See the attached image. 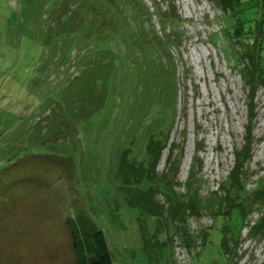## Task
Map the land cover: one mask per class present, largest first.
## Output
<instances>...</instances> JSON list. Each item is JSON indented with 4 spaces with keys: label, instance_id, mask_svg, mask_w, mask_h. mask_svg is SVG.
I'll return each instance as SVG.
<instances>
[{
    "label": "rangeland",
    "instance_id": "rangeland-1",
    "mask_svg": "<svg viewBox=\"0 0 264 264\" xmlns=\"http://www.w3.org/2000/svg\"><path fill=\"white\" fill-rule=\"evenodd\" d=\"M111 2L0 0V120L36 113L15 133L14 121L0 122V158L13 152L16 160L0 171V264H86L70 228L81 238L87 223L107 234L115 264H264V232L252 231L264 225V85L250 93L242 73L254 66L234 42L245 20L264 61V0H242L227 14L214 0H175L174 8L172 0ZM145 9L151 20L137 13ZM40 44L47 47L35 59ZM35 60L44 67L38 98L27 74L8 73ZM24 95L35 105L15 111L9 101ZM48 95L51 106L41 110ZM31 127L28 150L12 142L7 154L9 137ZM240 151L248 156L234 179L244 180L247 199L233 239L231 214L217 212L237 196V184L230 193L225 184ZM123 158L126 175L119 173ZM137 167L153 169L151 177L140 180ZM129 195L156 205L157 227ZM190 195L194 210L177 218L178 198Z\"/></svg>",
    "mask_w": 264,
    "mask_h": 264
},
{
    "label": "trees",
    "instance_id": "trees-1",
    "mask_svg": "<svg viewBox=\"0 0 264 264\" xmlns=\"http://www.w3.org/2000/svg\"><path fill=\"white\" fill-rule=\"evenodd\" d=\"M112 2L111 3H115V0H111ZM130 0H125V2L128 4ZM216 3L219 4V8L220 10H223L222 12L225 13V10H226V14L228 12H231V11H234L235 8L237 6H244V4H247L248 2L250 3L251 1L253 0H247V3H243L242 0H214ZM116 4V3H115ZM156 10L160 16H163L164 13H161V9H159V4H156ZM173 8H174V4H175V0H172L171 2ZM243 4V5H242ZM229 9V10H228ZM231 10V11H230ZM133 11H135V8L133 9ZM244 11V10H242ZM70 13V11H69ZM139 14H145L147 17L148 20H151V15L149 13V11L147 9H145L144 11H141L140 12H137ZM232 13V12H231ZM160 16V17H161ZM166 16V14H165ZM143 18V16H142ZM165 18H168L167 16L164 17ZM62 19H64L65 21V17H62ZM171 20H173V22L175 23H178V21L174 18H171ZM46 21V20H45ZM125 21H127L125 19ZM250 19H247V22H249ZM253 21V20H252ZM239 22H241L240 24L241 25H244V27H238V28H235L234 32L236 33L237 35V38L234 40V42H240V44H242L244 47H245V55H248L250 61L252 62V65L254 66V69H252V71L250 72H245L244 74L242 73V78L244 80V82L251 88V91L250 93L252 95L255 94V87L257 84H263L264 85V61L263 59L259 56V54L257 53V47L259 46V49L261 50V41H259L260 39H257L258 41L256 40H253V38H249V33L250 31H247L245 32V25H246V22L245 20H240L239 19ZM124 32H130L128 31L126 28L124 29ZM245 32V33H244ZM131 35H133L132 33H130ZM136 34V33H135ZM18 33H16L14 35V39L17 37L18 39ZM258 35H260V33H258ZM36 36L38 38V40H40L39 38H42L43 37V31H40V32H36ZM27 37V36H26ZM32 37V32L31 34L28 36V38L31 39ZM231 37V36H230ZM241 37H243V40H245L246 42H242V39H240ZM142 39H147V38H142ZM148 40V39H147ZM150 44H152V42L150 40H148ZM250 42V44H249ZM14 43L15 44H18V41L14 40ZM162 44V43H160ZM253 45H256V49H254V47H252ZM38 49L36 48V54L34 56L35 59H37L36 57L39 55V53H44L45 52V48L47 47V45H42L40 44ZM54 47L53 45H51V50H53ZM71 54V50H67L65 51V60L67 59V57H69ZM243 56H236V60H238L239 63H242L244 61V59L242 60ZM68 60V59H67ZM38 61L35 60V63H34V66H29V67H25L24 69L21 67V66H18L16 67V69L12 72H8L9 74H12V75H15L16 77L18 75L21 74H27V76L30 77V80H33L34 81V89H36V98H38L39 96L37 95V92L40 90L39 88V79H38V75L37 73H39L40 75L42 74L43 70H44V67L42 66L41 69L39 70L36 65ZM39 63V62H38ZM46 65V63H45ZM2 66H0V71L2 70L1 69ZM7 68L4 69V71H6ZM4 73V72H3ZM2 73V74H3ZM13 76V78L16 79V77ZM17 83H18V80H17ZM26 92L25 93H28L30 92L31 94L34 92V90L32 89V86L27 88V89H24ZM25 97L26 95L24 96H20L18 99L16 98H13L9 101V104L10 105H14L16 106L15 107V111L18 110V109H22V110H26V108L28 107H32L35 105V102H36V98L34 97H31L32 98V101H27V103L25 102ZM51 101V99L49 98V95H48V99H43V100H40L39 102V107L40 109H45L47 106L50 107L51 106V103L49 102ZM50 103V104H49ZM39 109V108H38ZM14 111V112H15ZM31 116H32V119L34 120V117L36 115L35 111H31ZM30 114L28 113H25V115L23 114L22 117L20 118H16L12 115H7L4 119H1V121H4L6 120L7 122L9 121H14V126L13 127V132L15 133L16 130L19 129V126L20 125H24L25 122H28L31 121L30 120ZM253 112H251V116L249 118V122L250 124L253 123L254 121V118H253ZM7 125H5L4 127H6ZM32 127L30 128V131L25 134L24 137H21V136H16V138H12V136H15V134H13L11 137H9L10 134H8V137L10 139L8 140H12L11 141V144H5L4 145V148H6V150L8 151L7 154H9V150H11L13 148L12 146V142H14V144L16 145L17 143L22 145L23 147L21 149H19L17 147L16 150H21L22 151H25V150H28V146L29 145H32L33 144V137L32 136ZM12 132V133H13ZM22 139V140H21ZM251 139V132L249 133L248 135V142H251L250 141ZM22 142L24 143H27V144H23ZM8 143H10L8 141ZM9 149V150H8ZM160 147L156 150H159ZM147 151L149 152L150 155L153 156V153H155L154 151V141H152L148 147H147ZM2 152H4V149H2ZM6 152V151H5ZM28 154V152L25 153V155ZM157 154V153H156ZM12 155H13V152H12ZM12 155H11V158H12ZM239 155V156H238ZM243 156V157H242ZM245 156V157H244ZM247 156L248 155H243V153L240 151L238 152L237 154V160H238V163L239 165H237V168L234 169L233 173L231 174L230 178H229V181L225 184L226 187H228V193H230L232 190L230 188H233V184H237V191H236V197L234 198L233 200V205L232 207H228V209L225 210V208H227V204L225 202V200H223V202L221 203L222 205H220V208H219V211L217 212L218 215L220 214H226V215H229L231 214V225H229L228 229L230 231V233H232V238L233 239H236V236L237 234H239L240 232V229H242V217H243V212L245 211L244 210V201L247 199V197L245 196V184H244V180H238L237 178V181L234 179V176L236 175V173L238 172L239 170V166H243L244 165V161L247 159ZM154 157H156V160H154L152 163V168H154V166L158 163L159 161V158H160V153H158L157 155H154ZM241 157H242V161H241ZM5 156L2 155V157L0 158V171H4L6 170L5 167L3 166V163L5 162V164H9V162H12V164L15 165V161L11 158H7L6 160L4 159ZM17 159V158H16ZM125 158H123V161L119 167V173L121 175L125 174L126 175V170L131 166L125 162L124 160ZM149 163V162H148ZM13 165V167H14ZM8 166V165H6ZM148 167V166H147ZM146 169L144 167H137V168H132V169H137V170H142V174H144V176H141L140 177V180H144V179H149V177H151V173L153 169ZM241 168V167H240ZM8 169V168H7ZM12 169V168H11ZM147 176V177H146ZM122 179L123 177L120 176ZM126 178L123 179V181H125ZM138 180V178H136L134 181H140ZM240 183V184H239ZM229 185V186H228ZM164 186V185H163ZM262 187L264 188V183L262 184ZM236 188V187H235ZM151 190V189H150ZM264 191V189H263ZM142 194H150L149 193V189L147 190H141L140 191ZM169 196V198H172L171 195L168 193L167 194ZM231 194H229V198H231ZM259 198V197H258ZM128 200V199H127ZM145 200V199H144ZM148 200V199H146ZM193 202H194V199L191 198V195L188 196V197H179L178 198V201L176 202V214H177V218H180L182 219V217L184 216V214L186 213L187 209L190 207V209L194 210V205H193ZM260 203L264 206V194L262 196H260ZM129 204L133 207H136V208H139L144 215H150V217L152 218L151 219V222L153 223V225L157 224L156 220L157 218L160 217V214L156 208V205H154L153 203L149 202V203H140V202H137L136 200H134L133 202V199H132V196L129 195ZM231 210V213H229V211ZM89 225L88 228H86L88 231H87V234H85V236L83 237H77L75 235V232H74V229L73 227L70 228V232H71V236L73 238V244H74V248L76 249V252L79 256V263H81L82 260L85 261L86 264H115L114 262V258H113V252L111 250V247H110V244H109V240L107 238V234L103 231V230H100L98 228H95L91 225V223H87ZM216 224V221H214V225ZM263 224V223H262ZM213 225V226H214ZM158 226V224L156 225V227ZM228 225L224 226V229L226 230ZM262 228H264V225H262ZM262 228L260 226H256V227H253L252 231H256L257 233H262L264 231H262ZM145 231V232H144ZM149 231V230H148ZM142 233H147V229H146V226H145V230L143 229L142 230ZM155 233H157V231L155 230ZM154 233V234H155ZM153 234V235H154ZM263 234V233H262ZM205 235H207V233H205ZM224 242H225V239H224ZM224 247H226V245L223 243V250L225 251ZM169 253V252H168ZM225 253V252H224ZM169 255V254H168Z\"/></svg>",
    "mask_w": 264,
    "mask_h": 264
}]
</instances>
